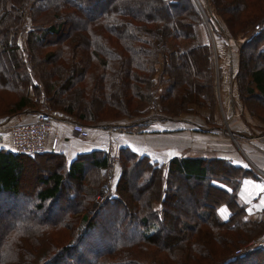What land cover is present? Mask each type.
I'll return each mask as SVG.
<instances>
[{"label":"trees","instance_id":"1","mask_svg":"<svg viewBox=\"0 0 264 264\" xmlns=\"http://www.w3.org/2000/svg\"><path fill=\"white\" fill-rule=\"evenodd\" d=\"M208 1L228 31L217 28L226 37L218 39L225 51L229 37L251 28L239 47L233 84L246 114L264 131V64L250 65L256 57L264 61V0ZM203 12L194 0H0V57L7 55L12 65L7 71L0 66V121L46 112L89 126L123 118L144 123L192 116L196 107L209 112V122L199 129H216L215 74L221 68L215 70L213 47L200 35ZM157 72L168 89L156 98ZM8 94L14 101L4 99ZM58 144L57 138L54 151L31 157L0 150V194L27 198L22 215L12 208L5 212L13 219L0 225V264H264V246L233 252L264 231L263 223L245 221L236 199L237 185L251 171L221 158L174 156L159 165L128 148L118 151L113 191L86 226L72 233L73 244L62 242L56 250L51 242L33 260L22 240L31 242L37 233L51 238L63 226L69 232L75 215L90 211L98 187L92 188L93 181L89 190L81 185L85 166L101 172L113 164L104 151L80 153L65 174L54 171L40 178L38 190L30 187L32 197L22 192L27 158L52 161ZM69 180L76 182L67 188ZM187 182H195L194 189L204 186L208 196L200 200L195 190L183 189ZM68 189L73 193H63ZM130 191L137 194L128 197V205L124 196ZM185 194L190 208L171 210ZM222 204L230 209L226 220L216 214ZM118 211L117 227L100 221L105 212ZM79 249L85 250L82 255Z\"/></svg>","mask_w":264,"mask_h":264},{"label":"crops","instance_id":"2","mask_svg":"<svg viewBox=\"0 0 264 264\" xmlns=\"http://www.w3.org/2000/svg\"><path fill=\"white\" fill-rule=\"evenodd\" d=\"M226 40V37H224ZM230 44H232L229 41ZM223 48V43L216 42ZM233 46L235 45L232 44ZM231 46V45H230ZM219 51L224 53L227 67L221 68L226 78V88L220 87V100L217 105L216 120L226 119L225 126L216 129H199V123L194 116L181 114L176 121L170 120L144 121L141 128L134 127L136 120H119L114 123H102L89 126V137L82 139L72 131V122L76 120L64 114H52V123L49 135L57 137L59 149L70 161L80 153L91 150L104 151L113 161V170L110 173L115 181L120 171L117 155L120 148H128L138 156H148L153 162L166 165L174 156L195 158H221L228 160L235 166L248 169L246 177L241 178L236 189V199L244 206L245 221L261 222L264 225V131L251 126L252 121L240 100L237 99L235 86L232 83L237 70V63L233 51ZM232 52V53H231ZM38 113L27 112L7 119L6 126L15 124L17 119L29 122L34 120ZM2 121V120H1ZM0 121V123H1ZM176 123L172 132L169 125ZM251 123V124H250ZM0 150L18 153L14 150L8 130L0 131ZM165 167V166H164ZM165 172V168H164ZM224 209L223 212L220 210ZM216 214L223 220L230 217V209L222 204L218 206ZM264 231L258 239H261ZM257 237L252 240H258Z\"/></svg>","mask_w":264,"mask_h":264},{"label":"rangeland","instance_id":"3","mask_svg":"<svg viewBox=\"0 0 264 264\" xmlns=\"http://www.w3.org/2000/svg\"><path fill=\"white\" fill-rule=\"evenodd\" d=\"M196 2V4L198 5V7L200 6V8L202 10H204V24L201 26L200 30V35H201V38L202 40L206 43V44H210L212 47H213V53H214V67H215V70L217 69V72H218V68H224V67H227V61H226V56L224 53L222 54H219L218 52L221 50H226L224 45L222 48L220 45L219 47L217 46L216 42L218 41L219 38H222L224 39L225 35L224 34H220L219 31L222 30V32H224L225 34L228 33V31H226L224 29V24L222 21H220V18L218 17V15H216V13L211 10L210 8V1L208 0H194ZM105 2H107V0H105ZM105 6L106 4L103 3ZM103 5V7H104ZM212 6V5H211ZM217 16V18H216ZM29 19V16H27L26 18V22H25V28H28L30 27V21L28 20ZM208 20H210V26L208 24ZM218 20H219V23H218ZM219 31H218V29ZM253 29L254 30H257L256 29V26H253ZM213 30L215 31V33L213 32ZM251 28L247 29V33H245L246 31H241L240 33H237L236 35V38H233L232 36L229 37V39H231V42L232 44L235 43V45L233 46L232 44L229 43V39H227L229 45H228V48H230L233 53L235 54V57L237 58V60H235V63L238 64V51H239V47L241 45V42L244 41L245 39V36L248 34V32H250ZM228 35V34H227ZM22 36V35H21ZM220 36V37H219ZM230 36V35H228ZM23 37V36H22ZM19 43L22 44V41L19 40ZM231 45V46H230ZM38 50V49H37ZM199 59H202L199 57ZM233 60V59H232ZM254 60V63L250 64V65H254V66H260L261 64H264V61L260 60L259 58L256 57V59H253ZM0 66H1V69L3 70H6L8 68H11L12 65H9V62H8V56L7 55H4L3 58L0 57ZM158 68V70H160L161 66L160 65H157L156 66ZM0 69V70H1ZM220 70V74L219 72L217 74H215V87H216V98H217V105L219 103L218 100H220V87H223V89L226 88V78L223 74V72L221 73V69ZM218 75L220 77H218ZM6 76V75H5ZM155 77V82H156V87L154 88L155 91H156V98L157 96H160L162 94H164V92L168 89L167 87V84L166 83H161V81L159 80V78L161 77V74H159V72H157L156 75H154ZM234 80V79H233ZM165 82H166V79H165ZM233 83V81H232ZM154 91V90H153ZM9 96L10 94L6 95V97L4 99L6 100H10V101H14L13 100V97L10 96V99H9ZM264 99V98H263ZM221 101V100H220ZM217 105H216V110H215V113L217 114ZM158 107V104L156 106V108ZM148 108H151L150 110L152 111L154 106L151 105V106H148L146 105L144 107V109L148 110ZM193 108V111L191 112L192 116H194L196 118V122H198L199 124L201 123H208L209 122V118L208 117V110L206 108H201V109H198L196 107H192ZM196 114V115H195ZM19 115V114H17ZM189 115V114H188ZM216 118V117H215ZM120 120H128L126 118H123V119H120ZM133 120H136L134 121L135 123L133 125H135L134 127H137L138 128V125L139 124H142V122H139L140 120H143V119H129L128 122H131ZM176 119H172V121L170 123H172L173 121H175ZM250 120L252 121V124L251 126L253 128H256L258 127L260 124V121L255 119V118H251L250 117ZM119 121V120H117ZM212 118H211V122H212ZM226 121V119H225ZM225 121L223 118H221V120L219 121V124L220 126H225ZM116 122V121H115ZM114 123V122H113ZM216 124V123H214ZM218 124V125H219ZM177 124L176 123H173L171 125H169V129L170 131L172 132L173 128H176ZM258 129V128H257ZM57 152L56 154H51L50 156L53 158L52 161H48V160H42L41 158H36V159H31V160H28L27 158V162H25V169H24V172L22 174V179H23V186H22V192L28 194L29 193V196L32 197V194L34 193L33 191L30 192V187H34V190H38V187H40L41 185L39 184V180L40 178H46V176L50 175L52 172L54 171H57L58 174H65V172L67 171L68 169V165H69V162L70 160L64 156L63 158V155H60L61 154V149H59V144L56 148ZM113 165V164H112ZM120 168V166L118 167ZM91 167L90 165L88 164V166H85L84 170H85V179L83 182H81V185L83 183V186H85L88 190L91 189L89 188V184L92 183L93 181V185H92V188H95L98 184V187H96L95 191H96V194L95 196H93L92 199H89V207H90V211L89 212H84L82 214H76L75 215V224H71V229L70 231H65V227H61L59 228L60 229V232L59 233H55L57 234V236H55V234H52L53 236H48L44 233H41V234H35V239L33 241H28V239H24L22 240V244L25 246V249L29 251V253H31V255L33 256V260L34 259H37V258H40L42 257V255H44V251L46 250V248L49 246V244L51 245V242H53L54 244V249H58V247L62 244V242H65L67 245H72L73 244V234L75 232V234H78L79 233V230L83 227L86 226V223L89 221V217L91 216V214L100 206L101 202L103 201V198H105L106 196L109 195V192L113 191V187L115 186V179L114 178H111V175L110 173H112V170H113V166H111L110 168H108L107 170H103L101 172H95L94 170H91ZM130 181V179L128 178V182ZM76 182V181H74ZM72 180H69V182L67 183L68 184V187L70 185H72L74 183ZM195 182H192V183H188L187 182V185L186 184H181L182 188L183 189H186L185 187H187L188 189H191V193H193V190H195V192H197L200 200H204V198L206 196H208V194H206V189L205 187L202 185H199V188L198 189H194V187H192V185L194 184ZM29 186V189L28 187ZM27 187V188H26ZM75 189L80 192V195L82 196V194L85 192L84 190L82 191V189L80 188V186L77 184L75 185ZM69 190V189H68ZM28 192V193H27ZM66 192V195L67 193H73V191H70L67 192V191H63V193ZM108 193V194H107ZM133 194H137V191H134V192H128L127 194H125L124 196V199H125V202L129 205V196L130 195H133ZM98 195V196H97ZM63 197V195H62ZM80 196H78L79 198ZM97 199H102V201L100 203H97L96 200ZM27 202V198H24L23 196L21 195H18V197L16 198V200H12L11 198H9V196L5 193L3 194H0V225L1 224H4L6 223L9 218L10 219H13L12 216L9 215V213H5L7 209L9 208H12V211H17L16 214L20 213L21 215L23 214V209L24 207H21L23 206L25 203ZM65 203V201H64ZM192 202H191V197L190 196H187L186 194L184 195V198H180L178 199L177 201H175L174 203H171L170 204V209L173 210V211H180L182 209H185V208H190ZM13 214V213H12ZM15 214V213H14ZM45 210H43L38 218L41 219L45 216ZM86 215L87 216V221L86 223L82 226L81 225V218ZM122 216L121 212L118 211L117 214H114V215H110L108 212H105L103 214V216L100 217V221L102 223L105 222V224L109 227H117V223H118V220L120 219V217ZM12 220H10L9 222H11ZM79 221V222H78ZM77 222H78V226L76 228V225H77ZM76 229V230H75ZM55 237V238H54ZM258 239V237H257ZM95 240V239H94ZM44 241H47L48 244H46ZM252 241H256V245H249V242H252ZM93 244H96V241L93 242ZM264 246L263 244L261 245L260 243H257V240H250L248 241V243L246 245H244V247H241L239 248L240 250H248V249H251V250H254V249H257V248H260ZM36 247V248H34ZM235 250V249H234ZM237 250L236 249L235 253H237ZM85 250L83 249H79V253H81V255L84 253ZM223 252V251H222ZM26 252L24 251V254ZM217 256V255H215ZM220 256V255H219ZM257 260L258 262V258L255 257V259H253V263L254 261ZM251 261V260H250ZM261 264V263H259Z\"/></svg>","mask_w":264,"mask_h":264},{"label":"built area","instance_id":"4","mask_svg":"<svg viewBox=\"0 0 264 264\" xmlns=\"http://www.w3.org/2000/svg\"><path fill=\"white\" fill-rule=\"evenodd\" d=\"M54 118L52 114L43 112L38 113L34 120L29 122L17 119L15 124L6 126L5 122L1 121L0 131L8 130L11 138L12 145L18 153L31 156L43 155L46 151L55 150L57 137L49 135L50 129ZM72 131H74L82 139L89 137V129L84 127L79 122H72ZM102 199H97L96 202L100 203ZM256 241L249 242V245H256ZM257 243L264 245V234ZM241 250L237 251V254Z\"/></svg>","mask_w":264,"mask_h":264},{"label":"water","instance_id":"5","mask_svg":"<svg viewBox=\"0 0 264 264\" xmlns=\"http://www.w3.org/2000/svg\"><path fill=\"white\" fill-rule=\"evenodd\" d=\"M87 216L86 215H84L82 218H81V225L83 226L85 223H86V221H87Z\"/></svg>","mask_w":264,"mask_h":264},{"label":"snow or ice","instance_id":"6","mask_svg":"<svg viewBox=\"0 0 264 264\" xmlns=\"http://www.w3.org/2000/svg\"><path fill=\"white\" fill-rule=\"evenodd\" d=\"M220 211H221V212H223V211H224V209H221ZM224 218H225V219H227V216H225Z\"/></svg>","mask_w":264,"mask_h":264},{"label":"bare ground","instance_id":"7","mask_svg":"<svg viewBox=\"0 0 264 264\" xmlns=\"http://www.w3.org/2000/svg\"><path fill=\"white\" fill-rule=\"evenodd\" d=\"M11 139H12V138H11ZM49 151H50V150H49ZM49 151H48V152H49ZM52 151H54V150H52ZM44 154H45V153H44ZM109 193H110V192H109ZM107 194H108V193H107ZM97 196H98V195H97ZM105 198H106V197H105ZM104 200H105V199H104ZM101 203H102V202H101ZM101 205H102V204H101Z\"/></svg>","mask_w":264,"mask_h":264}]
</instances>
